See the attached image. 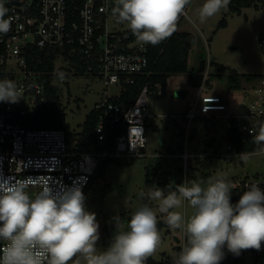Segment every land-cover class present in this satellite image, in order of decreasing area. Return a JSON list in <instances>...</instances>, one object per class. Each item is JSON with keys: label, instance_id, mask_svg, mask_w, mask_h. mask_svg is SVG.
I'll use <instances>...</instances> for the list:
<instances>
[{"label": "built area", "instance_id": "1", "mask_svg": "<svg viewBox=\"0 0 264 264\" xmlns=\"http://www.w3.org/2000/svg\"><path fill=\"white\" fill-rule=\"evenodd\" d=\"M5 6L12 23L7 34H0V80L15 81L22 98L17 103L0 102V179H44L54 192L78 186L86 199L106 162L139 156L147 143L148 101L163 93L161 83L152 84L150 45H139L127 23H116L111 15L114 0H6ZM259 44L264 46V33ZM209 73L207 67L196 101L183 115L188 122L186 143L195 119L227 110L222 96L205 91ZM72 76H90L104 82L105 89L117 88L93 109L95 141L87 150L78 145L82 132L73 137L66 127L31 126L32 116L47 108L53 88L59 89L63 101L62 84ZM136 85L139 91L134 99H122L127 87ZM246 93L248 109L243 115H226L228 130L236 128L253 140L258 122H264V74ZM135 127L142 129V140L131 134ZM228 143V151L236 152ZM230 151L228 157H240ZM253 152L262 153L260 146L255 144ZM182 156L186 168L190 154L185 150ZM229 179L236 185L230 195L232 204L239 201L246 185L257 183L264 191V172ZM38 191V187L30 189L33 194ZM261 262L264 242L260 250L232 254L225 264Z\"/></svg>", "mask_w": 264, "mask_h": 264}, {"label": "clouds", "instance_id": "2", "mask_svg": "<svg viewBox=\"0 0 264 264\" xmlns=\"http://www.w3.org/2000/svg\"><path fill=\"white\" fill-rule=\"evenodd\" d=\"M6 0H0V34L11 30ZM191 0H114L111 15L116 23H127L141 45L157 46L176 31L178 20ZM230 0H204L198 19L204 23ZM22 90L10 79L0 80V102L17 103ZM131 134L142 140V129ZM131 135V136H132ZM253 143L264 153V122H258ZM240 158L247 160V154ZM38 187L34 194L30 189ZM236 185L227 173L210 177L206 186L195 180L177 185L165 195L163 189L148 192L158 201L159 213L170 229L183 230L186 242L174 257V264H220L224 248L234 255L242 250H260L264 242V191L259 184L247 189L236 204L230 202ZM144 196V193H141ZM189 205L193 212L185 218L180 209ZM109 247L97 248L99 224L85 207L78 186L54 192L46 180L31 178L14 182L0 179V264H146L161 243L157 212L138 207L125 223L119 217Z\"/></svg>", "mask_w": 264, "mask_h": 264}, {"label": "rangeland", "instance_id": "3", "mask_svg": "<svg viewBox=\"0 0 264 264\" xmlns=\"http://www.w3.org/2000/svg\"><path fill=\"white\" fill-rule=\"evenodd\" d=\"M231 2V0H230ZM204 0H191L186 13L180 17L178 30L196 36L189 52V71L172 75L168 79L167 95H153L148 101L150 124L147 126V143L139 156H122L109 160L102 175L95 180L85 199V207L96 215L99 224L97 248L109 247L116 232L119 217L127 222L132 213L141 206H149L157 212V220L164 221L165 214L159 213L158 201L148 198V192L163 189L165 195L185 181H197L206 186L210 177L227 173L228 177L256 175L264 172V155L260 152L247 154V160L238 156H227V114L243 115L248 109L246 89L258 82L257 75L264 74V46L259 38L264 33V0H257L258 7H244L240 13L221 11L204 23L198 19L199 8ZM230 5V4H229ZM227 26H219L222 19ZM213 63L209 83L205 91L223 97L226 111L211 112L195 119L188 131L185 111L196 101L199 87L189 84L191 75L197 74L201 62ZM223 65L222 77L218 76ZM229 68L242 74L241 88L230 87ZM249 75L254 76L248 80ZM211 76V77H210ZM62 84L66 128L72 136L79 135L87 116L102 101L107 93L117 91L115 86L105 89L104 82L90 76H72ZM184 91L180 96L179 91ZM75 135V136H74ZM190 154L188 165L182 154ZM236 155V152L230 151ZM144 193V196H141ZM185 218L193 209L184 204L180 209ZM161 243L149 257L156 264H174V257L182 250L186 238L183 230L164 226L158 229ZM107 243H104V242ZM74 257L68 264H75ZM223 261V259H222ZM221 261V262H222ZM220 262V263H221ZM80 264H85L81 260Z\"/></svg>", "mask_w": 264, "mask_h": 264}, {"label": "trees", "instance_id": "4", "mask_svg": "<svg viewBox=\"0 0 264 264\" xmlns=\"http://www.w3.org/2000/svg\"><path fill=\"white\" fill-rule=\"evenodd\" d=\"M258 7L257 0H231L229 9L232 12L240 13L244 7ZM179 23V20H178ZM219 26L226 27L227 20L224 18L220 21ZM178 28V27H177ZM196 41L195 34L188 31H177L166 41L160 43L157 46L150 45V58L154 67V75L152 76V84L159 82L162 85L163 96L167 95L168 79L172 75L186 73L189 71V62L188 56L192 48L193 43ZM213 64V63H212ZM219 73L218 76L222 77L223 70H227V67L223 65H218ZM206 69V63L203 61L200 64L197 74L190 76L188 82L190 85L195 87H200L204 79V72ZM242 74L238 73L236 70L229 68L228 79L230 82V87L232 88H241V78ZM262 74L257 75L256 77H261ZM211 77V76H210ZM254 76L249 75L248 80L255 79ZM209 79L207 82L209 83ZM139 91V86H128L127 92L124 93V100H133ZM95 110H92L91 113L87 116V119L84 124V129L81 133L82 138L79 140V148L81 150H87L89 144L95 141V122H96ZM34 123H31L33 127H57L65 128L66 127V114L64 112L63 101L59 95V89L57 87L52 89L49 103L47 108L38 114L32 116ZM227 139L234 146V149L237 153H249L255 150V144L251 138H247L238 132L236 128L230 129L227 132ZM109 162V161H108ZM106 162L98 176L102 175L106 165ZM231 201V197H230ZM164 226H168L164 221H159L157 224L158 229H161ZM104 243H107L106 241ZM107 249V248H106ZM224 258L220 264H225L226 260L232 255L231 252L224 248ZM146 264H156V262L148 258ZM260 264H264L261 262Z\"/></svg>", "mask_w": 264, "mask_h": 264}, {"label": "crops", "instance_id": "5", "mask_svg": "<svg viewBox=\"0 0 264 264\" xmlns=\"http://www.w3.org/2000/svg\"><path fill=\"white\" fill-rule=\"evenodd\" d=\"M180 30V29H179ZM180 31H182V30H180ZM207 67H210V70H211V68L213 67V64L212 63H208V65H206V69H207ZM206 69H205V71H206ZM210 74V73H209ZM207 84H208V82H207ZM227 104V103H226ZM227 108H228V106H227ZM192 124V123H191ZM249 153H252V152H249ZM249 153H246V154H249ZM228 154V153H227Z\"/></svg>", "mask_w": 264, "mask_h": 264}, {"label": "water", "instance_id": "6", "mask_svg": "<svg viewBox=\"0 0 264 264\" xmlns=\"http://www.w3.org/2000/svg\"><path fill=\"white\" fill-rule=\"evenodd\" d=\"M183 93H184V91H181V90L179 91V95H180V96H181Z\"/></svg>", "mask_w": 264, "mask_h": 264}]
</instances>
